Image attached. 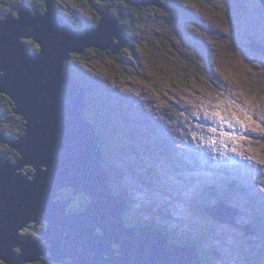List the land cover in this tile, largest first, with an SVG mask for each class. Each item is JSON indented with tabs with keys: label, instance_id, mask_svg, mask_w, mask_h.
<instances>
[{
	"label": "rangeland",
	"instance_id": "obj_1",
	"mask_svg": "<svg viewBox=\"0 0 264 264\" xmlns=\"http://www.w3.org/2000/svg\"><path fill=\"white\" fill-rule=\"evenodd\" d=\"M88 1L89 6H83L76 0H57L56 6L58 11L74 18L77 11L82 12L88 21L94 18ZM95 2L100 8L110 5L108 12L115 3ZM176 3L181 9L188 8L192 15L172 14L169 16L172 24L173 17H181L183 27L173 24L175 29L170 24L167 30L162 26L164 19L153 22L165 12L156 6L131 33L137 57L129 53V45L125 43L118 53L90 49L83 59L72 58L73 64L94 74L92 79L99 87L113 92L107 97L101 93L92 107L88 101V107L92 112L95 110L92 121L99 124L100 131L103 128L100 121L107 122L106 128L98 133V141H104L109 149L104 158L106 165L115 171L124 170L122 180L117 179V183L126 188L133 200L127 208L131 217L154 222L155 226L163 224L169 243L172 238L187 244L194 242L201 264L203 261L255 264L253 256L259 251L264 224V55L242 44L264 41L260 35L264 33V25L257 23L259 16L255 12V5L257 10H264V0H176ZM9 13L12 11L6 14L0 11V19H6ZM202 20L208 22L207 29ZM189 39L199 40L200 44L192 46ZM202 45L209 48L208 53L202 52L199 47ZM209 55L213 57L212 65L198 67L194 59ZM106 98L115 107H107ZM106 115H112L113 119ZM122 124L130 125V134L115 142L109 129ZM12 125L10 122L9 127ZM124 143L143 151V157L128 155V158L122 154L121 158L119 148ZM16 155L21 158L17 151ZM32 170L33 165L27 164L24 170L16 172L27 175ZM220 175L232 180L238 177L249 187V193L256 192L259 198L253 202L260 208L248 209L252 219L245 223L210 219L207 205L197 197L203 198L202 187L217 188ZM244 200L246 194L231 202ZM78 204V200L71 201L68 211L76 212ZM30 224L34 223L23 228L24 234H31ZM41 225L44 224L36 227Z\"/></svg>",
	"mask_w": 264,
	"mask_h": 264
},
{
	"label": "water",
	"instance_id": "obj_2",
	"mask_svg": "<svg viewBox=\"0 0 264 264\" xmlns=\"http://www.w3.org/2000/svg\"><path fill=\"white\" fill-rule=\"evenodd\" d=\"M46 3L42 14L23 0L14 9L19 19L14 13L0 19V92L25 120L17 136L0 132V140L21 154H0V259L27 264L44 255L65 264H201L195 246L168 243V234L153 224H127V200L114 193L96 127L84 115L88 93L71 54L117 53L127 43L118 18L108 13L111 6L95 7L100 24L81 30L58 12L55 0ZM24 39H33L40 50L32 52ZM27 164L35 174L16 172ZM65 188L89 198L84 210L68 211L74 198L60 197ZM208 212L236 221L237 210L224 203ZM41 220L47 223L41 239H24L23 228Z\"/></svg>",
	"mask_w": 264,
	"mask_h": 264
},
{
	"label": "trees",
	"instance_id": "obj_3",
	"mask_svg": "<svg viewBox=\"0 0 264 264\" xmlns=\"http://www.w3.org/2000/svg\"><path fill=\"white\" fill-rule=\"evenodd\" d=\"M22 1L23 0H15V2L14 1L12 2V0H11V1H8L7 2L6 0H2V1L0 0V11L3 12L4 14L8 13L9 11L15 12L14 11V8L17 6L16 4H21ZM25 1H27V2L29 1L30 2V3L29 2L28 3H29V6H30L29 8H30L31 12H34V9L36 7H39L40 10H41V13L42 14H45V12L47 10L46 0H25ZM55 1H57V0H55ZM83 1L86 2V5L87 6H89V4H87V1L86 0H76L77 3H82ZM3 4H6L7 5V6H5V7H7L6 9L3 7ZM90 4H91V6L88 9H91V11L93 13V17H94L93 19L95 21L94 25L95 26H98L100 24V21L102 19V16L99 15V13L97 11L98 8L96 9L95 6H94V4H92L91 2H90ZM135 8H136V6H134V4H133V2L131 0L130 1H128V0H121L112 9V15L122 21L123 28H124V31H125L126 35L127 34H131L133 32V29L135 28V26L137 24H139L141 21H143L144 20V17L147 15V13L144 12V11H142L141 13H139L137 10H135ZM236 8L242 9V6H238V7L236 6ZM121 9H123V10L126 11V15L127 16H125L124 18H122V15H121V12H120ZM144 9L146 11L150 12L149 9H147V8H144ZM59 13L63 17L64 16L67 17L69 19V22L71 24H73L76 21L75 18L72 17L71 15L65 14L62 11H59ZM172 14H174L173 11L172 12L171 11H168V15L169 16L172 15ZM14 15H16V14H14ZM78 24H79V21L78 22L76 21V25L74 24L77 29L84 30L87 27L86 26L87 24H85V23H83L81 25V27H78ZM23 42L26 44V46H28L29 48H31V51L34 52V53H37L40 50V45L37 42H35L33 39H27V40L24 39ZM95 50L101 52L98 49H95ZM88 52H89V50H87L84 54L72 53L71 54V57L73 59L74 58L78 59L80 57H83L84 58L85 55L88 54ZM72 62H75V61L73 60ZM74 66H75V69H76V72L75 73L79 77L78 78V81L86 87V91L88 92V94H87L88 95V101L90 102V107H92L94 104H96V100H95V98H93L94 97V94H93L94 92L93 91H95L97 93H99L100 91L99 90H96L94 88L92 82H90L87 78H83L82 76H80V74L78 72L79 71V67H77L76 65H74ZM74 77L77 78L76 76H74ZM3 96L6 97L5 98L6 101H4L6 104H5V106L4 105L0 106V112L1 113L2 112H7L9 114H11V113L14 114L15 115V118L14 119L16 120L17 125H19L16 129H15V126L9 127L8 129L5 128L7 130V133L16 134V130L17 131H20L19 133L23 132L24 129H25V120L23 119L22 116L17 115L15 113V111H14L15 104L12 101V99L9 96L6 95V93L0 92V101H2ZM84 115L96 127V130L99 129L98 128V125L99 124L98 123H95L94 121H92V118H93V116H95V113L92 112V109L91 108L88 107L87 110L84 112ZM102 125H103V128L101 129V131H103L106 128L107 122H104ZM101 131L99 129L98 130V133L101 132ZM109 131H111L112 134L115 135V134L119 133L118 132L119 131V127H116L115 126V128H114V127L111 126L110 129H109ZM100 144H101V147H102V150H103V153H104V158H105L108 155L109 149L107 148V144L104 141H100ZM0 150L6 151V152L11 151L12 154L16 153V151H15L14 148L10 147L9 149H7L6 147L2 146L1 144H0ZM119 151H120V153L118 155L121 158H123V155L122 154L128 156L127 154H125L123 152V149L122 148L121 149L119 148ZM133 155L136 158L137 157H143V153L142 152H140L138 154H133ZM128 158H130V157L128 156ZM104 166L106 167V169L108 170V172L111 175L110 176V181H111V185H112V187L114 189V193L124 196L125 199H127L128 203L130 205L133 202V200L128 196V192H127L126 188H124L123 186L122 187L121 186L119 187V185L117 183L119 180L120 181L122 180V177L124 176V171L121 170V169H119V171H115V170H113L112 166L109 167V165H106L105 162H104ZM148 171H149V174H151V171L150 170H148ZM112 172H115L118 175L119 178H115V175H114L115 173L113 174ZM117 179H119V180H117ZM223 182H224V184H226V185L232 187L233 189H235L236 191H241L242 193H246V194L249 192L246 183H244L243 181H241L239 178H237V180H232V179H226L225 178ZM225 193L228 194V190H226ZM60 197L62 199L74 198V200H78V203L79 204L75 207L77 211L84 210L85 207H86V204L89 202V198L86 195H84V194H79L77 196H74L73 195V190L70 189V188H65V189L61 190L60 191ZM217 198L220 199V200L222 199L221 197H217ZM201 200L204 202L206 200V198L204 197ZM130 213L131 212L128 209L127 212L124 214V218L127 221V224L129 226L139 227L140 223L141 222H144V221H142V220H139L138 221V218L131 217V214ZM30 226H33L32 229H31L32 230L31 234L34 235V236H36L37 234H39V235L41 234L40 233V228L42 229L43 232H45V230L47 228V225H45V226L44 225H41V227H39V228L36 227L34 224H32ZM154 226H155V224H154ZM155 228H159L164 233L168 234L167 229L164 227L163 224H160L159 223L158 226H155ZM21 234L24 237L25 236H28L27 234H24V232H22ZM261 238L264 239V236H263L262 232H261ZM189 244L197 247L194 242H189ZM18 250L19 249H16V251H18ZM259 250H260V248H259ZM260 253L264 255V248H263V250ZM208 257L211 258L210 256H208ZM69 261H71V260H69ZM205 262L207 264V261H203V264ZM0 264H8V263L7 262H4L2 259H0ZM29 264H65V263H63V262H60L59 263V261L49 260V259H46L45 257H42L41 260H38V262H32V263H29Z\"/></svg>",
	"mask_w": 264,
	"mask_h": 264
},
{
	"label": "clouds",
	"instance_id": "obj_4",
	"mask_svg": "<svg viewBox=\"0 0 264 264\" xmlns=\"http://www.w3.org/2000/svg\"><path fill=\"white\" fill-rule=\"evenodd\" d=\"M87 1V0H86ZM95 2V0H89L88 2L90 3V2ZM113 2L115 1V0H112ZM133 3L134 2H136L135 0H131ZM28 3V2H27ZM56 3H57V1H56ZM141 3L145 6V4H157L156 3V1L155 0H141ZM28 5V4H27ZM256 6V8H255V12L257 13L256 14V16L258 15L259 16V19L257 20V23H263V25H264V10L262 11V10H257V5H255ZM96 7V6H95ZM39 10H40V8L39 7H37ZM98 9H104V7L103 8H100V6L99 7H97ZM15 9V8H14ZM175 10L176 9H172V10H168V11H173L174 13H175ZM15 12H13L12 11V13H14V14H17L16 12H17V10H14ZM41 11V10H40ZM59 12V11H58ZM109 14H110V12H108ZM242 13V12H241ZM93 14V13H92ZM99 15H101L100 13H99ZM112 15V14H111ZM121 15H122V13H121ZM188 15L190 16V15H192L190 12L188 13ZM16 16V15H15ZM125 16H127V15H122V18H124ZM171 16V15H170ZM250 16V18L251 19H254L251 15H249ZM64 18L66 19L67 17H65L64 16ZM174 19V18H173ZM119 20V19H118ZM179 20H180V22L181 23H183L182 22V18L181 17H179ZM83 23H85V24H93L94 25V21L93 20H88V21H86V19L85 20H81ZM119 23H120V25L123 27V24H122V21L121 20H119ZM170 23H172L171 22V19H170ZM173 23H174V20H173ZM81 25L79 24V26L78 27H80ZM123 30H124V28H123ZM124 33H125V31H124ZM260 35L262 36V38H264V33L263 32H260ZM125 36H126V38L128 39V36L126 35V33H125ZM199 41V40H198ZM242 41V40H241ZM243 42H245L244 44H242L243 46H246L249 50H251V51H254L255 53L257 52H260V53H262L261 51H257V50H255L254 48H258V49H261L263 52H264V41H260V40H258V42H256L255 43V41H250V42H246V41H243ZM253 43H255V44H253ZM240 44V48H241V43H239ZM202 46H205V45H202ZM207 47V46H206ZM208 48V47H207ZM209 50V49H208ZM208 50H205L207 53H208ZM241 50H242V48H241ZM105 51V50H104ZM108 51V50H107ZM119 51H120V49H119ZM118 51V52H119ZM243 51V50H242ZM103 52V51H102ZM111 52V51H110ZM117 52V53H118ZM202 52H203V48H202ZM230 53V52H229ZM216 54V53H215ZM215 54H214V56H215ZM222 54V53H221ZM246 54V53H245ZM222 56H227V55H223L222 54ZM212 56L211 55H209V56H206L205 58H203L202 56H201V58H199V60H196V59H194V61H195V63L197 64V66L198 67H202L203 68V66L204 65H209V66H211L212 64H211V62H212ZM72 60V59H71ZM73 63V62H72ZM77 67H79V66H77ZM73 68L75 69V66L73 65ZM81 67H79V74H80V76H82L83 78H87L90 82H92V84H93V86H94V88L96 89V90H99L100 92L99 93H97V92H95V91H93L94 93V98L97 100V99H100L101 98V96H100V94L102 93L105 97H107V95L106 94H109V93H113L111 90H109V89H107V88H104V87H102V85H101V87H99L96 83H95V80H93L92 78H94V74H91L90 72H88L86 69H80ZM135 70L136 71H139V69L137 68V66H135ZM75 72H76V69H75ZM84 72H86V73H84ZM79 78V77H78ZM108 91H110V92H108ZM106 101L108 102V105H107V107H111V109L113 108V107H115V105H111V102L109 101V98H106ZM97 107L95 106V109H96ZM94 113H95V110H94ZM106 117L107 118H111V119H113V116L112 115H106ZM116 127H117V125H116ZM119 127V133H117V134H115V142H117L118 141V139L123 135V136H126V135H129L130 134V131L131 130H129V127H130V125H119L118 126ZM114 128H115V126H114ZM117 131V130H116ZM114 135V134H113ZM103 140H106L104 137H103ZM122 149H123V152L125 153V154H127V155H129V156H132V157H134V158H136L133 154H138V153H140V152H142L143 153V151H141V150H139V149H137V148H131V146H129L128 144H122V147H121ZM137 150V151H136ZM132 153V154H131ZM143 155H144V153H143ZM139 158H141V157H137V159H139ZM123 170V169H122ZM124 171V170H123ZM224 173H227V172H224ZM238 178V177H237ZM224 179H225V176H222V177H220L219 176V180H218V182H219V184L220 185H217V188H207V187H202V189H203V191H204V195H203V198L205 197L206 198V200L204 201L205 202V204L207 205V209H206V212L208 213V214H210L209 212H208V209L209 208H211V207H213L214 205L216 206V205H218V204H220V203H224V204H226V205H229L230 207L231 206H233V208H235L236 210H237V214L235 215V217L233 218V219H236V221H233L234 223H237V221H242L243 223H245L247 220H249V219H252L253 217H250V215L252 214V213H247V211H248V209H250V208H253L254 206H256L257 208H260L259 207V205L258 204H256V202L254 203L253 202V200H258V196L256 195V192H251V193H242L241 191H236L235 189H233L232 187H230V186H228V185H226V184H224ZM240 179V178H239ZM248 187V186H247ZM248 189H249V187H248ZM220 190H221V192H220ZM226 190H228V194H226L225 193V191ZM219 192V193H218ZM243 194H246V200H244V201H242V202H238V201H236L235 203H232L231 201H234V198H239V197H241V196H243ZM217 197H221L222 199L220 200V199H218ZM198 199H201L200 197H197ZM191 200H192V198H191ZM196 206H198V204L196 203ZM245 208H247L246 210H245ZM263 211H264V209H263ZM210 219H212V220H216V221H222V219L221 218H217V217H215L214 215L212 216L211 214H210ZM141 224H147V225H151V224H153L154 225V222H150V221H144L143 223H140V225ZM32 225V224H31ZM217 225H222L221 223H217ZM256 231V230H255ZM258 231V230H257ZM261 232H262V234H264V224H263V227L261 228ZM172 240L174 241V242H176L178 245H181L182 247H184V246H191L190 244H189V242L190 241H188V244L187 243H185V242H183L182 240H180V239H177V238H172ZM171 241V240H170ZM173 241H171L172 243H173ZM180 242V243H179ZM169 243V242H168ZM182 243V244H181ZM259 248H260V250L258 251V253H257V256H253V259L255 260V264H264V255L263 254H261L260 252L263 250V248H264V241H263V239L262 238H259ZM259 248H257V249H259ZM198 251V253H200L199 252V249L197 250Z\"/></svg>",
	"mask_w": 264,
	"mask_h": 264
},
{
	"label": "flooded vegetation",
	"instance_id": "obj_5",
	"mask_svg": "<svg viewBox=\"0 0 264 264\" xmlns=\"http://www.w3.org/2000/svg\"><path fill=\"white\" fill-rule=\"evenodd\" d=\"M102 1H106V0H102ZM121 0H118L117 2H113L114 3V6L116 5V4H118V2H120ZM128 1H130V0H128ZM156 1V3L157 4H145V6L140 2V0H138V1H136V2H138L137 4H134V6H136V8H135V10H137L139 13H141L142 11H144V12H146V13H149L148 11H146L144 8H147V9H149L150 10V12H153V11H155L156 9H157V7L156 6H158V7H162V8H164V10H165V12H163L164 13V15L161 17V16H157L156 18H154L153 19V22H159L161 19H164V21H163V23H162V26H165L164 28L166 29L167 28V30H169V27H167L168 25H170V24H172V23H170V17H169V15H168V10H172V9H176L175 10V13L174 14H178V16H179V14H181V13H185V14H188L189 13V9L188 8H186V9H181V7L179 6V5H181V4H179L178 3V1H177V3L179 4H177L176 3V0H166V3L164 2V1H162V0H155ZM91 3L92 4H94V6H96V7H99V4H97L96 2H92L91 1ZM83 6H87L86 5V2H82L81 3ZM121 5V4H120ZM113 6V7H114ZM113 7L110 9V13L112 14V9H113ZM104 9H106V8H104ZM123 15H126V11L125 10H123V9H121V11H120ZM76 13H78L76 16H75V18L76 19H82V20H85V19H87V17L85 18L84 17V15H83V13L82 12H79V11H77ZM82 13V14H81ZM174 18V25L177 27V28H180V27H183V24L180 22V20H179V18L178 17H173ZM155 19H159L158 21H154ZM93 21H94V19H93ZM95 22V21H94ZM83 22L80 20V25L82 24ZM172 24V25H173ZM173 25V27L175 28V29H177L175 26ZM204 25V24H203ZM204 27H205V25H204ZM185 30V32H188V30L187 29H184ZM162 31V30H161ZM127 36H128V41H127V43H126V45H129V48H130V54L131 55H133V56H135V57H137V52H136V50H135V47H133V40H132V38H131V34H127ZM154 38L155 39H157L158 38V36H154ZM181 40H182V38H181V36H180V42H181ZM190 40V43H191V45L192 44H200V42L198 41V40H196V42L194 41V40H192V39H189ZM193 46V45H192ZM195 47V46H194ZM199 47H202L203 48V50H208L209 48H207L206 46H199ZM199 47H197V48H199ZM196 48V47H195ZM191 52H193L194 51V49L193 50H190ZM99 52V51H98ZM102 52V51H101ZM108 53H110V51L108 50L107 51ZM124 55V54H123ZM125 56V55H124ZM80 57V56H79ZM83 57H80V58H78V59H82ZM136 65V64H135ZM138 68V67H137ZM81 69V68H80ZM84 73H86V72H84ZM108 92H110V91H108ZM124 97H126L127 98V96L125 95V94H122ZM6 97L5 96H3V99H2V101H0V106H2V105H4L5 106V102L4 101H6V99H5ZM18 115V114H17ZM14 118H15V115L14 114H9V113H7V112H0V132H2V133H5V135H7V136H17L18 134H19V132L20 131H17L16 130V134H12V133H7V130L5 129V128H9V123L10 122H12V126H15V129L19 126V125H17V123L15 122V120H14ZM12 126H10V127H12ZM5 143V144H4ZM0 144L2 145V146H4V147H6L7 149H9L11 146L7 143V142H2L1 140H0ZM7 144V145H6ZM6 145V146H5ZM6 153V151H2V150H0V154H2V153ZM9 153H12L11 151H8ZM14 154H16V153H14ZM41 224H44V225H46L44 222H42ZM27 232V231H26ZM29 233V232H28ZM28 236H25V237H30L32 240H36V239H38V237H39V235L38 236H33V235H31V234H27ZM35 238V239H34Z\"/></svg>",
	"mask_w": 264,
	"mask_h": 264
},
{
	"label": "bare ground",
	"instance_id": "obj_6",
	"mask_svg": "<svg viewBox=\"0 0 264 264\" xmlns=\"http://www.w3.org/2000/svg\"><path fill=\"white\" fill-rule=\"evenodd\" d=\"M103 10H105V9H103ZM122 15H123V14H122ZM85 18H86V17H85ZM205 20H206V19H205ZM202 22H203V24L205 25L204 28L207 29L206 26H207L208 22H207V24H206V22H205L204 20H202ZM208 27H209V26H208ZM262 54L264 55V53H262ZM2 93H4V92H2ZM87 93H88V92H87ZM146 104H149V101H147ZM88 106H89V104H88ZM88 106L84 109V112L86 111V109L88 108ZM150 106H151V105H150ZM91 124H92V123H91ZM92 125H93V124H92ZM96 134L99 136V139H100V135L98 134L97 130H96ZM98 143H99V141H98ZM35 170H36V169H34V171H33V170L31 171V175L35 174V173H34V172H36ZM112 173H113V172H112ZM109 174H110V173H109ZM31 175H30V176H31ZM110 176H111V175H110ZM109 178H110V177H109ZM113 190H114V189H113ZM117 195H118V194H117ZM201 199H203V198H201ZM127 203H128V201H127ZM128 206H129V203H128ZM124 214H125V213H124ZM42 222H46V220H41L38 224H41ZM32 223H34L35 225L37 224V222H32ZM46 225H47V223H46ZM41 232H43V231H41ZM41 232H40V233H41ZM38 239H41V234L39 235V238H38ZM38 239H36V240H38ZM41 241H42V242H40V243L42 244V243H44V242L46 241V239H42Z\"/></svg>",
	"mask_w": 264,
	"mask_h": 264
},
{
	"label": "snow or ice",
	"instance_id": "obj_7",
	"mask_svg": "<svg viewBox=\"0 0 264 264\" xmlns=\"http://www.w3.org/2000/svg\"><path fill=\"white\" fill-rule=\"evenodd\" d=\"M217 115H219V113H217ZM221 119H223V118L221 117ZM212 131H216V129H215V128H213V129H212Z\"/></svg>",
	"mask_w": 264,
	"mask_h": 264
}]
</instances>
